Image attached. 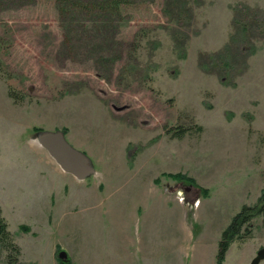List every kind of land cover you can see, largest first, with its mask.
I'll return each instance as SVG.
<instances>
[{"label":"rangeland","instance_id":"rangeland-1","mask_svg":"<svg viewBox=\"0 0 264 264\" xmlns=\"http://www.w3.org/2000/svg\"><path fill=\"white\" fill-rule=\"evenodd\" d=\"M98 1L0 0V208L17 264L93 259L119 233L130 264L166 240L216 254L264 191V0ZM33 127L64 130L94 174L61 171ZM248 229L222 264L264 247L262 217Z\"/></svg>","mask_w":264,"mask_h":264},{"label":"trees","instance_id":"trees-1","mask_svg":"<svg viewBox=\"0 0 264 264\" xmlns=\"http://www.w3.org/2000/svg\"><path fill=\"white\" fill-rule=\"evenodd\" d=\"M121 0H100L97 7L101 10L117 9ZM71 3H76L71 1ZM86 7V6H85ZM82 7V8H85ZM1 63V60H0ZM7 95L13 101L22 99L19 91H14L8 88ZM41 128L33 127L32 130L38 132ZM175 132H170L172 137L180 138L185 133V128H176ZM65 136V131H61ZM262 217L264 220V191L261 192L257 201L252 205H243L241 209L231 218L229 224L222 230L220 239L218 241L217 253L215 256V264H222L225 253L230 245L237 241L244 239L250 234L249 227L252 219ZM20 256V248L15 243L12 234L8 230V225L2 215L0 208V257L5 264H17Z\"/></svg>","mask_w":264,"mask_h":264},{"label":"crops","instance_id":"crops-1","mask_svg":"<svg viewBox=\"0 0 264 264\" xmlns=\"http://www.w3.org/2000/svg\"><path fill=\"white\" fill-rule=\"evenodd\" d=\"M147 209H149V212H151L150 208H147ZM123 212H124L123 214H131V215L134 214L136 216L135 211L131 212L130 209L129 210H124ZM110 213H111L112 216L110 215ZM107 214H108V216H110L109 220H111L112 223L115 224L116 226L119 224V222L123 223V219L121 218V215H120V219H117L118 217H115L116 215H118L116 211H114V210L110 211V212L108 211ZM134 221H135V219H134ZM118 226L120 228V225H118ZM119 228H117V230ZM117 230H115V232ZM119 234H116L115 239L111 238V239H109L107 241V243L102 241L101 246L97 245V249H99L97 252L100 251V254L97 255L96 258L89 259L88 255H86V256H84L81 259L78 258V260H77L78 262H76L75 264H85V263H87V264H89V263H91V264H130L131 263V259L127 260V258L125 259L124 257H122L120 255L119 247H121V241H120V239H118L119 236H117ZM192 239L188 238V239H185L184 241L176 239L175 242H173V241L172 242H167V240L164 241V242H160L159 241L160 242L159 243V247H165V249L161 248V250L159 251L160 254L157 253L156 251H154V249L145 250L144 251L145 259H144L143 262L144 263H148V264L154 263L155 261L158 262L159 258H158L157 255H162V257H164V259H163L164 261L163 262H166V264H167L168 262L178 261V260H176L173 257V256H175L176 253H178V255H181L184 259H185V257L188 258V257H190V255H192V257L195 256V258H194L195 261H198V262L202 261L203 263H206V264H215V256H216V254L214 252H212V255L210 254L208 257H205V256L201 255L200 248H198V247L196 248L195 247L192 250L189 249V247L191 245V242L193 241ZM151 243L152 242H150L149 244H151ZM155 243H157V242H154V246L156 247V250H157V245ZM127 245H128V243H127ZM105 247L107 249V250H105L106 253H104L105 252L104 251ZM114 247H117L118 254L116 253ZM122 247L123 248H125V247L128 248L129 245L128 246H123L122 245ZM148 252H150L149 255L147 254ZM169 254H173V256H172L173 258L171 256H169ZM146 255L148 256L147 260H146ZM153 256H157V258H155L154 262H153ZM137 261H139V259ZM159 261H161V260H159ZM67 262H69V261L67 260ZM180 262H182V261H180Z\"/></svg>","mask_w":264,"mask_h":264},{"label":"water","instance_id":"water-1","mask_svg":"<svg viewBox=\"0 0 264 264\" xmlns=\"http://www.w3.org/2000/svg\"><path fill=\"white\" fill-rule=\"evenodd\" d=\"M36 141L61 171L76 180L82 181L94 174L95 169L89 156L73 147L61 131H39L36 133ZM59 256L63 258L64 254L60 253ZM263 260L264 247L257 251L250 264H259Z\"/></svg>","mask_w":264,"mask_h":264}]
</instances>
